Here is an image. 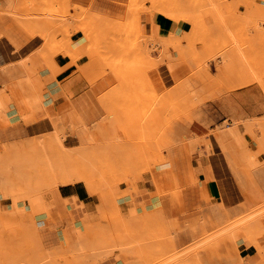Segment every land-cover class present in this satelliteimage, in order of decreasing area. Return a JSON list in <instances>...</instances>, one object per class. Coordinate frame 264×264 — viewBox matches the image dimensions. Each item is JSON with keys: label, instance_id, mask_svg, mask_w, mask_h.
<instances>
[{"label": "rangeland", "instance_id": "obj_1", "mask_svg": "<svg viewBox=\"0 0 264 264\" xmlns=\"http://www.w3.org/2000/svg\"><path fill=\"white\" fill-rule=\"evenodd\" d=\"M66 1L9 0L2 7L0 0V51L15 55L31 48L22 61L1 63L0 75L20 63L27 75L11 82L20 88L31 84L42 104L40 71L56 74L58 54L69 56L70 64L86 57L100 73L115 77L117 88L101 99L96 119L86 121L89 137L80 145L70 143L71 149L101 153L94 173L101 199L95 196L93 210L82 204L88 212L84 218V209L78 216L64 206L68 201L62 205L55 198V182L42 169L58 151L49 141L55 135L64 142L76 129L61 113L32 109L25 89L20 91L28 112L10 115L8 83L0 81L5 95L0 101V264L31 259L33 264H167L176 254L177 264H264V0H191L187 8L172 11L162 2L128 0L124 20ZM153 14L193 17L192 25L183 21L187 29L180 45L160 42L156 30L146 34L143 18ZM74 32L83 35L75 44ZM187 33L190 39H184ZM152 51H158L157 58ZM175 62L186 65V87L157 92L148 72L163 64L172 65L171 71ZM175 78L172 84L180 81ZM249 84L261 90V111L238 121L223 118L213 102ZM165 125L182 126V141H163ZM28 138L35 143H25ZM180 144L211 159L212 177L220 185L215 200L200 196L199 181L175 177V187L154 194L141 185L149 183L152 168L167 166V152ZM76 227L79 236L91 229L84 241L74 234ZM66 243L71 249L60 248Z\"/></svg>", "mask_w": 264, "mask_h": 264}, {"label": "crops", "instance_id": "obj_2", "mask_svg": "<svg viewBox=\"0 0 264 264\" xmlns=\"http://www.w3.org/2000/svg\"><path fill=\"white\" fill-rule=\"evenodd\" d=\"M5 1L8 2L9 0H3V4ZM66 2L81 6L89 13H96L111 20H124L128 4V0H67ZM238 6H241L240 3H238ZM149 16L143 18L142 22L147 35L150 34L149 36H151V32L156 30L157 39L160 42L162 40L170 41L171 34L177 37L185 36L187 29L185 22L172 21L158 14H153L151 18ZM81 39H83V35L80 32H74L70 37L73 44L78 43ZM32 41L39 42L37 39H33ZM23 50L25 51L24 53L20 54V51L19 54L15 55H5L2 54L5 51H0V64L7 61L14 62L13 60L22 61L21 59L29 57L31 48L26 46ZM158 55V51L151 52L152 58H157ZM174 56L176 57L177 55L174 53ZM54 62L58 70L56 74L53 75L48 69L40 71L42 80H44V86L41 90L43 104L40 96L32 92L31 84L22 87V89L16 83L27 75L23 68L20 67V63L17 66H11L7 70L2 71V75H0L1 83L4 85L8 83L5 88L10 99L8 106L9 113L15 116L27 113L28 106L25 100L32 109L37 106L50 108L49 110L52 114L53 112L61 113L65 116L66 121L76 129L75 137L64 139L66 145L70 147L72 141H76L80 145L85 138L89 137L90 126L86 121L96 119V114L100 110L99 107L104 106L101 99L110 91L117 88V81L111 73H100L93 61L87 60L86 57L78 60L75 64H70L69 56L58 54L55 56ZM172 64L173 67L174 65L176 66L171 71L169 69L172 68V65L163 64L156 70L148 72L151 77L150 80L153 82V87L159 93L165 90L177 92L186 87L183 86V78L186 76V65H177V62ZM177 76L180 81L176 80L175 84H172L171 81L176 79L175 77ZM20 89H25V91H22L25 100ZM4 97V94L0 95V101ZM213 105L223 118L233 116L234 121L243 120L261 111L262 93L257 85L249 84L238 87L236 91L217 99L213 102ZM194 127L196 132L202 131L200 126ZM181 128L182 126L165 125L162 135L163 141L165 138L182 141ZM225 137L223 135L220 138ZM167 153L169 158V161L165 162L167 166L164 168H158V166L152 168L151 171L154 172L150 175L148 174L149 183H142L141 185H148L151 189L153 188L154 194L155 191L159 193L160 191H166L175 187V177L183 183L188 184L199 181L200 196L206 194V196L209 195L213 200V197L220 191V185L212 177L210 170L211 159L199 156L196 151L192 152L187 144H180L177 146L176 151H169ZM53 195L57 200L61 201L62 205L65 204L64 200L66 203L68 201L70 203L69 206H64L78 216L83 212L82 209L84 208L82 204L91 210L97 204L96 197L91 196L90 189L82 183L59 186V188L54 190ZM220 203L223 205L222 202ZM219 205L217 204L218 207ZM84 212V218L88 217V212L85 209ZM249 264H252V262Z\"/></svg>", "mask_w": 264, "mask_h": 264}, {"label": "bare ground", "instance_id": "obj_3", "mask_svg": "<svg viewBox=\"0 0 264 264\" xmlns=\"http://www.w3.org/2000/svg\"><path fill=\"white\" fill-rule=\"evenodd\" d=\"M57 1H66V0H57ZM191 0H161V1H157V0H154V2H156V4H160L161 2H162V4H163V6L166 8V9H169L170 11H172V10H179V9H183V8H187L188 7V3L190 2ZM7 5H9V3L8 2H6L5 1V3L4 4H2V7L3 6H7ZM97 15V14H96ZM98 17H100V18H98V19H96V20H99V19H101V16H98ZM97 18V17H96ZM103 18V17H102ZM190 18L191 17H189V16H170L169 17V19L170 20H172V21H176V22H180V21H188V22H192L193 23V17L191 18V20H190ZM107 20V19H106ZM108 21V20H107ZM192 23H191V25H192ZM195 24H196V21L194 22ZM192 29V28H191ZM193 30H195L196 31V26L194 25V27H193ZM193 30H191V31H193ZM195 31L193 32L194 34H195ZM188 33H190V32H188ZM187 33V34H188ZM192 33V32H191ZM186 34V35H187ZM189 35H191V34H188L187 35V37L186 38H184V39H190V36ZM170 41H167V44H170L171 42H174V43H177V44H175V45H178L179 44V42H181V40H180V38L179 37H177V36H175V35H173V34H171L170 35ZM173 44V43H172ZM174 45V44H173ZM174 45V46H175ZM180 45V44H179ZM177 47V46H176ZM181 47V46H180ZM179 47V48H180ZM181 49V48H180ZM94 55V54H93ZM189 55V54H188ZM191 57V56H190ZM243 57H245L244 55H243ZM100 58V57H99ZM98 58V59H99ZM191 58H193L194 59V57H191ZM223 59V61H224V58H222ZM140 60V59H139ZM102 61H105L104 59H102ZM106 62V61H105ZM225 62H226V59H225ZM103 63V62H102ZM108 63V62H107ZM107 63H105V64H107ZM157 64V63H156ZM156 64H154L155 66H156ZM21 65V64H20ZM103 65H104V63H103ZM108 65H110V64H108ZM106 66V68H110V66ZM153 65V64H152ZM251 65H252V63H251ZM254 65V64H253ZM255 65H258V64H256L255 63ZM149 66H151V64L149 65ZM154 66V67H155ZM105 68V67H104ZM109 71V70H108ZM254 71V70H253ZM256 71L259 73H261L262 72V70L260 71V69H259V71H258V69H256ZM112 72H116L115 70H112ZM113 73V74H114ZM262 74V73H261ZM256 76V75H255ZM262 76V75H261ZM258 77L260 78V75H258ZM257 77V78H258ZM164 101H162V103H163ZM165 103V102H164ZM163 103V104H164ZM166 105H167V102L165 103ZM173 117V116H172ZM33 137V136H32ZM38 137V136H37ZM53 137V136H52ZM34 138H36V137H34ZM34 138H31V139H34ZM29 139L30 138H28L27 140L28 141H25V143L26 142H29L28 144H30V141H32V140H30L29 141ZM49 139H51V136H50V138ZM35 140V139H34ZM52 140H54L53 141V143L51 142ZM52 140H50L49 141V143L50 144H54L56 147H57V150L58 151H56L55 153H54V155L51 157V158H49V159H47V160H45L44 162H43V164H44V167L42 168L43 170H44V176H45V178H47V179H49V180H52V181H54L55 182V188H58L59 186H64V185H69V184H75V183H82V184H84L85 186H87L89 189H90V191H92V193H93V196H97L98 198H99V200L101 199V189H100V186L98 185V183L96 182V180H95V176H94V173L96 172V171H98L99 170V168H100V166H101V163H100V158L102 157H100L99 158V156L101 155V153H99V152H94V151H88V150H86V149H84V148H82V147H80V146H78V148L77 149H71L70 147H68L67 145H66V143L65 142H63V141H61L60 140V137H56L55 135H54V139H52ZM60 140V141H59ZM36 141V140H35ZM35 141H32L31 142V145H33L34 143H35ZM22 142V141H21ZM24 142V141H23ZM34 142V143H33ZM33 143V144H32ZM22 145H23V143H22ZM22 145L20 144V146L19 147H22ZM23 149H24V147H23ZM20 150V149H19ZM21 151V150H20ZM102 160V159H101ZM40 165V164H39ZM39 167V166H38ZM40 168V167H39ZM66 199V198H65ZM156 205V204H155ZM19 208H21V207H19ZM262 208H264V207H262ZM261 208V209H262ZM86 209V208H85ZM259 210L260 212L262 211V210H264V209H262V210ZM255 212H257V211H255ZM255 212H253V214H255L256 215V213ZM258 215V214H257ZM194 219V218H193ZM192 219V220H193ZM196 220V219H195ZM186 221V220H185ZM184 224V223H183ZM87 225V224H86ZM89 225V224H88ZM82 228H87V230H88V227L90 226H88V227H85V225L84 224H82ZM78 227V226H77ZM76 227V229L74 230V232H75V234L77 235V237H78V239H79V237L81 238V237H84V238H82L79 242H81L82 240L84 241L87 237H88V234H87V232H90V230L89 231H86V233H85V230H84V236L81 234V236H79V234H80V230L78 229ZM92 227V226H91ZM91 227H89V228H91ZM87 234V235H86ZM87 236V237H86ZM86 237V238H85ZM211 237V236H210ZM212 238V237H211ZM207 239V238H206ZM205 241H207V240H205ZM201 242V241H200ZM204 242V241H203ZM128 245V244H127ZM73 246V245H72ZM72 246H69L67 243L65 244V246H60V248H62L63 250L65 249H67V248H69V249H71L70 247H72ZM199 246H200V244H199ZM1 247H3V246H1ZM120 247V246H119ZM124 248H122V249H126L125 248V246H123ZM127 247V246H126ZM129 247H131V246H129ZM129 247H127V248H129ZM134 247V246H133ZM100 248V247H99ZM101 248L103 249V246H101ZM137 248V247H136ZM194 248V247H193ZM1 249V248H0ZM121 249V248H120ZM61 250V249H60ZM74 250V249H73ZM73 250H71L72 252H73ZM94 250V249H93ZM101 250V249H100ZM138 250V249H137ZM189 250V249H188ZM130 251H133V250H130ZM95 252V251H94ZM103 252V251H102ZM104 252H105V250H104ZM56 253V252H55ZM54 253V254H55ZM108 253V252H107ZM57 254V253H56ZM106 254V253H105ZM109 254V253H108ZM179 254V253H178ZM53 255V254H52ZM93 255L94 254H92V257H93ZM97 255H98V257H99V253H97ZM180 255L182 256V253L181 254H179V257H180ZM41 256V255H40ZM95 256H96V253H95ZM176 256L178 257V255L176 254ZM42 257V256H41ZM97 256H96V259L98 258ZM177 257H175V255H174V257L172 256V258L170 259L171 261H169V260H167L168 262H167V264L169 263V262H171L172 263V259H176ZM94 258L95 257H93V259L92 260H94ZM27 259V258H26ZM95 259V260H96ZM68 260V259H67ZM66 260V261H67ZM94 260V261H95ZM177 260V259H176ZM8 262H11V261H9V260H7ZM30 260H26L25 262H29ZM32 261V262H31ZM31 263L33 264L35 261H33L32 259H31ZM93 261V262H94ZM30 262H29V264H30ZM49 262V261H48ZM51 262V261H50ZM54 262V261H53ZM173 262H176V264H177V261H173ZM12 263V262H11ZM64 263V262H63ZM171 263H169V264H171ZM55 264V263H54ZM80 264H82V263H80ZM91 264H93L92 262H91ZM129 264H130V262H129ZM132 264V263H131Z\"/></svg>", "mask_w": 264, "mask_h": 264}]
</instances>
